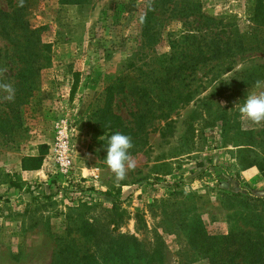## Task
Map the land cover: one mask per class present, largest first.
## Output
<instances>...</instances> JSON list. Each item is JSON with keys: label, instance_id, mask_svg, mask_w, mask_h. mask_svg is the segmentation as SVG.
<instances>
[{"label": "rangeland", "instance_id": "obj_1", "mask_svg": "<svg viewBox=\"0 0 264 264\" xmlns=\"http://www.w3.org/2000/svg\"><path fill=\"white\" fill-rule=\"evenodd\" d=\"M152 1L24 0L20 7L19 0H0V83L15 89L11 101L0 92V264H51L65 244L88 249L95 264H212L209 237L222 244L235 234L239 254L231 246L233 261L213 260L264 264V200L241 198H264V126L239 114L246 95L262 90L254 84L264 81V41L259 35L250 55L202 66L196 81L184 74L177 89H154L159 76L137 69L110 97L105 87L139 50L140 17ZM194 1L226 27H264V0ZM175 15L157 26L161 40L144 49L150 58L137 55V68L160 67L170 41L195 26L194 17ZM101 111L102 119L120 118L115 133L134 145L135 168L119 182L105 161L113 134L97 135ZM62 118L73 130L82 179L73 187L48 158ZM115 202L125 214L109 222ZM88 224L116 244H84ZM119 250L126 259L116 260Z\"/></svg>", "mask_w": 264, "mask_h": 264}, {"label": "trees", "instance_id": "obj_2", "mask_svg": "<svg viewBox=\"0 0 264 264\" xmlns=\"http://www.w3.org/2000/svg\"><path fill=\"white\" fill-rule=\"evenodd\" d=\"M85 1L88 0H72V2L75 3H82ZM175 12L180 13V16H184L186 19L194 17L193 22L195 26L182 35L180 39L170 41L171 50L169 53L161 56L160 67L156 68L149 64H144L146 66L145 70H142L141 67L137 68L138 60H141V58H136L137 55L141 53L145 54L142 56H148L150 58L147 53L143 52L144 49H152L153 45L161 40L156 28L157 26L159 27V25L162 27L163 23L168 20L177 18ZM6 15L7 14H4V16ZM260 17L261 14L259 12L251 13L249 15V21L253 24L257 23ZM263 28L255 25L249 30L240 31V29L233 28L232 26L226 27L222 25V20H216L215 18L202 14L200 12L199 2L194 0H154L145 5V10L140 17V37L142 41L139 50L134 52L128 61L125 62L122 70L105 89H107L110 97L113 96V89H125V85L130 78V73L137 69L146 75L159 76L155 78L154 89H177L176 81H181V77L184 74L186 75V73H188L187 76H193V81H196L198 71L206 64H211L213 62L218 63L224 59H230L237 55L243 57L244 55L253 53L255 47H257L256 41L259 35H261L264 41V37H262V33H264ZM212 66L215 68L214 65ZM228 69L229 67H227V70ZM107 112H109V110ZM103 113L104 112L101 111L100 116H98L101 120L98 121V126H96L97 135L102 136L107 131L114 134L116 130L122 126L120 118L117 115L110 114L112 120L102 119ZM136 129L142 131L144 129V124L138 125ZM41 159L42 157L36 159L38 164L41 163ZM241 198L253 202L264 200V198H255L252 196ZM82 207L84 208L85 205H82ZM107 211L111 213L109 222L121 220L125 214V211L121 209L117 202H115L110 209H107ZM83 228L82 237H84V244L88 245V243L91 242V246L93 245L99 248L104 245L110 248V246L116 244V241L111 235L103 236V234H97L96 228H93L92 224L83 226ZM209 238H211L212 241L206 243L204 248H206V252H212L211 257H209L212 264H223L219 260H213L216 255H219L220 259H222L223 255H226L230 261H233V255L239 254L237 246L240 248L241 245L237 243L239 240L237 234L223 238L222 244L219 243L220 240L215 237ZM130 239L137 243L135 238L132 237ZM192 240L194 243L197 242L194 238H192ZM250 242L251 241H248V243ZM226 244L229 245V247H223ZM77 246L78 245L75 244L61 245V249L57 253V256L55 255V261L51 264H95L96 256L90 253L88 249L81 250V248ZM231 246L237 248V250L233 252V255L230 251ZM199 247L203 249L202 245H199ZM257 250L258 249L254 248L246 252V254L252 253L251 256H253V254H256ZM114 256L116 260L122 261V259H126V250L122 256L120 255V250L119 253Z\"/></svg>", "mask_w": 264, "mask_h": 264}, {"label": "clouds", "instance_id": "obj_3", "mask_svg": "<svg viewBox=\"0 0 264 264\" xmlns=\"http://www.w3.org/2000/svg\"><path fill=\"white\" fill-rule=\"evenodd\" d=\"M18 6L23 7L24 0H19ZM254 88L262 90L246 95L243 104L239 105L240 119L256 126H264V81L257 80ZM0 92L5 93V100L14 99L15 89L11 84L0 83ZM133 147L131 137L119 132L113 134L109 139L105 161L117 182L126 179L128 172L135 168V161L130 154Z\"/></svg>", "mask_w": 264, "mask_h": 264}, {"label": "built area", "instance_id": "obj_4", "mask_svg": "<svg viewBox=\"0 0 264 264\" xmlns=\"http://www.w3.org/2000/svg\"><path fill=\"white\" fill-rule=\"evenodd\" d=\"M54 126L51 141L48 143L50 166L55 175L60 177L64 184L73 187L81 184V178L75 172L72 158L73 130L67 119L62 118ZM95 177V174H92Z\"/></svg>", "mask_w": 264, "mask_h": 264}]
</instances>
